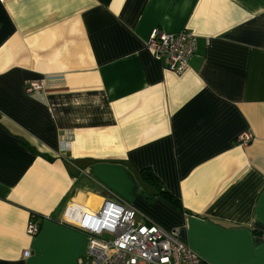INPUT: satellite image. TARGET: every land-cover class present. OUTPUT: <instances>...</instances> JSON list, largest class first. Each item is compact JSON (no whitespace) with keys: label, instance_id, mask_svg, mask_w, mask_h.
I'll return each instance as SVG.
<instances>
[{"label":"crops","instance_id":"0c3cea01","mask_svg":"<svg viewBox=\"0 0 264 264\" xmlns=\"http://www.w3.org/2000/svg\"><path fill=\"white\" fill-rule=\"evenodd\" d=\"M155 28L197 36L181 75ZM105 199L205 264H264V0H0V264H85Z\"/></svg>","mask_w":264,"mask_h":264},{"label":"built area","instance_id":"2783aa9c","mask_svg":"<svg viewBox=\"0 0 264 264\" xmlns=\"http://www.w3.org/2000/svg\"><path fill=\"white\" fill-rule=\"evenodd\" d=\"M144 46L163 68L180 75L197 51V36L188 29L165 32L155 28L145 39ZM41 88L40 81H31L25 86V92ZM249 140V133L237 137V142L243 145ZM108 205L112 208L108 209ZM76 224L88 238L85 264H205L179 239V228L166 230L151 222H141L134 209L116 200L105 199L98 211L82 213ZM38 227V222L31 217L26 226L27 234L35 235ZM29 254V251L23 252L24 257Z\"/></svg>","mask_w":264,"mask_h":264},{"label":"trees","instance_id":"16d2710c","mask_svg":"<svg viewBox=\"0 0 264 264\" xmlns=\"http://www.w3.org/2000/svg\"><path fill=\"white\" fill-rule=\"evenodd\" d=\"M141 179L148 184L152 185L157 189V194L167 200H170L174 204H177L176 200L171 197V195L163 189V187L160 185L156 177L149 171V170H142L141 171ZM33 217L36 215H32Z\"/></svg>","mask_w":264,"mask_h":264},{"label":"snow or ice","instance_id":"6c2138e0","mask_svg":"<svg viewBox=\"0 0 264 264\" xmlns=\"http://www.w3.org/2000/svg\"><path fill=\"white\" fill-rule=\"evenodd\" d=\"M111 208H112V206H111V205H108V209H111ZM104 215L107 216V215H108V212L106 211V212L104 213ZM141 231H145V230L142 229ZM152 231H155V229H153Z\"/></svg>","mask_w":264,"mask_h":264},{"label":"bare ground","instance_id":"6f19581e","mask_svg":"<svg viewBox=\"0 0 264 264\" xmlns=\"http://www.w3.org/2000/svg\"><path fill=\"white\" fill-rule=\"evenodd\" d=\"M181 75V74H180ZM238 137V136H237ZM248 142H250V140L248 141ZM248 142H246L245 144H247ZM111 200H114V199H111ZM94 212V211H93ZM93 212H88V213H93Z\"/></svg>","mask_w":264,"mask_h":264},{"label":"rangeland","instance_id":"374dc122","mask_svg":"<svg viewBox=\"0 0 264 264\" xmlns=\"http://www.w3.org/2000/svg\"><path fill=\"white\" fill-rule=\"evenodd\" d=\"M109 237V236H108ZM108 237H105V238H108Z\"/></svg>","mask_w":264,"mask_h":264}]
</instances>
